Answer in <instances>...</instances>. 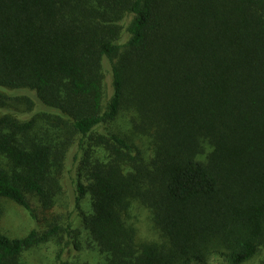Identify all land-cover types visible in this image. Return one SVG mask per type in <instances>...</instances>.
<instances>
[{
    "label": "trees",
    "instance_id": "obj_1",
    "mask_svg": "<svg viewBox=\"0 0 264 264\" xmlns=\"http://www.w3.org/2000/svg\"><path fill=\"white\" fill-rule=\"evenodd\" d=\"M0 89V201L36 219L32 202L50 211L73 173L97 264H247L264 249V0H0ZM134 203L154 240L129 224ZM58 231L0 230V264Z\"/></svg>",
    "mask_w": 264,
    "mask_h": 264
},
{
    "label": "rangeland",
    "instance_id": "obj_2",
    "mask_svg": "<svg viewBox=\"0 0 264 264\" xmlns=\"http://www.w3.org/2000/svg\"><path fill=\"white\" fill-rule=\"evenodd\" d=\"M103 91V102L106 103L112 95V79L108 70H105ZM0 92L8 95L13 94L12 91L2 89H0ZM6 112L19 118L21 117L19 113L23 111L18 112L16 108H11ZM67 175V178L64 177V183H66L64 191L67 189V194L64 193L61 200L57 201L50 211H42L34 201L32 202V209L34 214H36V219H33L24 208L13 202L0 201V209L3 212L0 219V230L9 238H23L32 230L40 231L51 225L59 226V231L54 238L33 250L26 251L19 264H97L101 260L95 251H91L90 247H87L86 237L84 239L80 225V217L72 213L70 185L73 183L74 174L69 173ZM81 207L84 212H87L89 210L88 201H83ZM71 213L74 215L70 218ZM128 222L136 228L139 240H154L158 237L152 225L149 212L141 204H133L129 212ZM69 223H71V227H68ZM69 231L70 234H68ZM78 233L80 234L78 240L83 244L85 242L81 250H75L73 246L72 238H75ZM262 259H264V249L258 257L247 264H258Z\"/></svg>",
    "mask_w": 264,
    "mask_h": 264
}]
</instances>
